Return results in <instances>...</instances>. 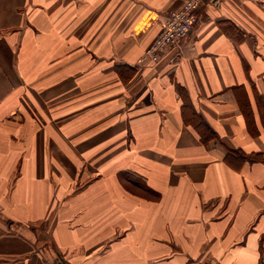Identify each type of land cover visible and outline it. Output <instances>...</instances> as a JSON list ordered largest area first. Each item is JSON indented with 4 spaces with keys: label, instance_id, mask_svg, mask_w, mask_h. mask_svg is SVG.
Here are the masks:
<instances>
[{
    "label": "crops",
    "instance_id": "obj_1",
    "mask_svg": "<svg viewBox=\"0 0 264 264\" xmlns=\"http://www.w3.org/2000/svg\"><path fill=\"white\" fill-rule=\"evenodd\" d=\"M184 1L0 0V264H264V0Z\"/></svg>",
    "mask_w": 264,
    "mask_h": 264
},
{
    "label": "built area",
    "instance_id": "obj_2",
    "mask_svg": "<svg viewBox=\"0 0 264 264\" xmlns=\"http://www.w3.org/2000/svg\"><path fill=\"white\" fill-rule=\"evenodd\" d=\"M207 0H185L182 6L170 11L161 26L160 35L141 57L145 65L156 64L170 48L180 44L198 23V11Z\"/></svg>",
    "mask_w": 264,
    "mask_h": 264
},
{
    "label": "trees",
    "instance_id": "obj_3",
    "mask_svg": "<svg viewBox=\"0 0 264 264\" xmlns=\"http://www.w3.org/2000/svg\"><path fill=\"white\" fill-rule=\"evenodd\" d=\"M194 114H195V120H192L189 124H191L193 128H195V130L199 133L203 143H206L211 139L216 138L214 132L205 123V121L201 118V116L197 115L195 112Z\"/></svg>",
    "mask_w": 264,
    "mask_h": 264
},
{
    "label": "rangeland",
    "instance_id": "obj_4",
    "mask_svg": "<svg viewBox=\"0 0 264 264\" xmlns=\"http://www.w3.org/2000/svg\"><path fill=\"white\" fill-rule=\"evenodd\" d=\"M145 54V53H144ZM49 246V245H48ZM51 247V246H50ZM50 249V248H49Z\"/></svg>",
    "mask_w": 264,
    "mask_h": 264
}]
</instances>
